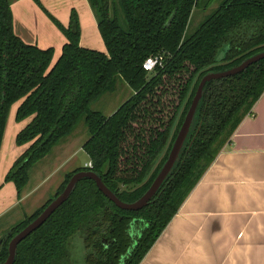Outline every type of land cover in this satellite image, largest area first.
<instances>
[{
    "label": "trees",
    "instance_id": "obj_1",
    "mask_svg": "<svg viewBox=\"0 0 264 264\" xmlns=\"http://www.w3.org/2000/svg\"><path fill=\"white\" fill-rule=\"evenodd\" d=\"M66 36L55 50L25 43L14 31L9 0H0V154L7 120L22 100L16 119L31 122L18 134L30 145L5 178L21 197L33 168L68 138L81 121L90 135L83 146L92 167L69 172L54 198L12 226L0 239V264L11 240L31 224L81 171H94L126 203L139 200L167 161L201 80L264 52V0H222L194 33L196 10L217 0H89L107 53L81 46L76 10L63 26L34 0ZM225 55L221 54L225 51ZM163 57L152 74L151 57ZM222 57V58H221ZM123 81L132 97L111 116L92 105ZM264 95V60L240 74L207 84L195 130L180 161L147 207L125 211L90 179L18 247L14 264H140ZM133 221L146 228L128 252ZM84 257H75L76 238Z\"/></svg>",
    "mask_w": 264,
    "mask_h": 264
},
{
    "label": "crops",
    "instance_id": "obj_2",
    "mask_svg": "<svg viewBox=\"0 0 264 264\" xmlns=\"http://www.w3.org/2000/svg\"><path fill=\"white\" fill-rule=\"evenodd\" d=\"M41 1L65 27L76 10L81 46L105 52L89 0ZM10 2L16 35L40 49L53 48L55 64L66 36L33 0ZM29 146H22L0 174V219L30 197H20L15 184L5 182ZM2 159L0 154V167ZM140 264H264V95Z\"/></svg>",
    "mask_w": 264,
    "mask_h": 264
},
{
    "label": "rangeland",
    "instance_id": "obj_3",
    "mask_svg": "<svg viewBox=\"0 0 264 264\" xmlns=\"http://www.w3.org/2000/svg\"><path fill=\"white\" fill-rule=\"evenodd\" d=\"M109 1L111 8H113V2H116L118 0ZM221 1L222 0H217L206 11L205 9L196 10L188 27V33H194L205 20V18H207V16L219 6ZM104 49L105 53H107L105 42ZM132 95L133 91L129 89V87L123 81L119 80L116 91L106 94L100 100L95 102L92 105V110L101 112L105 116L109 117L123 103L129 100ZM21 103L22 100L12 106L7 120L1 149V156L3 158L0 167L1 175L3 171H5V168H7L8 166V160L10 162L11 158L17 156L18 151L22 147L16 144L18 134L27 125V121L18 122L16 119L17 110ZM89 138L90 135L85 126V122L81 121L75 131L70 136H68V138L64 139L58 146L54 148L50 155L40 161L33 168L31 172L30 182L27 185L26 189L23 191L24 196L27 195L28 197H30L26 202H22L16 208H13L9 214L0 219V236L3 232V228L6 227V229H10L12 226L22 221L25 215L30 216L34 214L38 209L45 206L50 199L54 198L59 187L64 182L67 173L73 171L76 168L84 167L85 164L89 163V157L83 149V146L89 140ZM76 244L77 249L74 251V255L77 259L81 260L84 257L82 239L77 237Z\"/></svg>",
    "mask_w": 264,
    "mask_h": 264
},
{
    "label": "water",
    "instance_id": "obj_4",
    "mask_svg": "<svg viewBox=\"0 0 264 264\" xmlns=\"http://www.w3.org/2000/svg\"><path fill=\"white\" fill-rule=\"evenodd\" d=\"M225 51L221 54L223 57ZM221 57V58H222ZM264 60V52H261L257 55H254L247 60H245L241 65L229 69L224 72H211L208 73L200 82L196 95L192 101L191 107L187 113V116L182 124V127L177 135V138L173 144V147L170 151L169 157L165 164L163 165L160 173L152 183L148 191L136 202L126 203L120 200V198L104 183L102 177L94 171H81L76 173L66 186L65 190L55 198L37 217L31 224H29L24 230L17 234L9 244V256L4 263L1 264H14L17 256V251L19 245L26 240L32 233L38 230L43 224H45L48 219L71 197L75 191L79 182L84 179H90L94 181L98 189L109 199L111 200L118 208L125 211H140L147 207L152 199L160 191L161 187L168 179V177L173 172L177 163L180 161L182 154L186 148V145L191 137V134L195 130L197 117L199 113L200 106L203 102L205 88L208 83L213 80H219L240 74L241 72L248 69L250 66ZM152 74V72H149Z\"/></svg>",
    "mask_w": 264,
    "mask_h": 264
},
{
    "label": "flooded vegetation",
    "instance_id": "obj_5",
    "mask_svg": "<svg viewBox=\"0 0 264 264\" xmlns=\"http://www.w3.org/2000/svg\"><path fill=\"white\" fill-rule=\"evenodd\" d=\"M146 228V224L139 221H133V223L130 224V229L128 231L130 235V245L128 246V252H131L134 247L138 244L139 239L142 237V231Z\"/></svg>",
    "mask_w": 264,
    "mask_h": 264
},
{
    "label": "built area",
    "instance_id": "obj_6",
    "mask_svg": "<svg viewBox=\"0 0 264 264\" xmlns=\"http://www.w3.org/2000/svg\"><path fill=\"white\" fill-rule=\"evenodd\" d=\"M163 57L162 56H157V57H151L147 59V61L144 63V69L147 72H154V70L163 65ZM88 167H92L91 163L86 164Z\"/></svg>",
    "mask_w": 264,
    "mask_h": 264
}]
</instances>
